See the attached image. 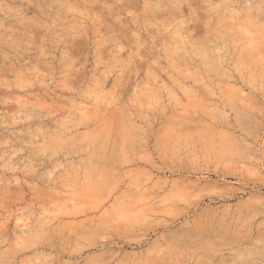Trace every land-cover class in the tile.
<instances>
[{"label": "rangeland", "instance_id": "rangeland-1", "mask_svg": "<svg viewBox=\"0 0 264 264\" xmlns=\"http://www.w3.org/2000/svg\"><path fill=\"white\" fill-rule=\"evenodd\" d=\"M0 264H264V0H0Z\"/></svg>", "mask_w": 264, "mask_h": 264}]
</instances>
